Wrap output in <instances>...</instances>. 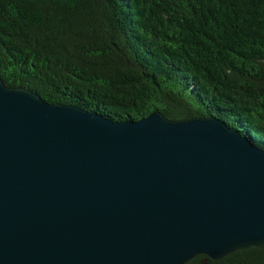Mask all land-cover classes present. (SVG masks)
<instances>
[{
  "label": "water",
  "instance_id": "obj_1",
  "mask_svg": "<svg viewBox=\"0 0 264 264\" xmlns=\"http://www.w3.org/2000/svg\"><path fill=\"white\" fill-rule=\"evenodd\" d=\"M264 247V150L213 117L113 121L0 78V264H184Z\"/></svg>",
  "mask_w": 264,
  "mask_h": 264
},
{
  "label": "trees",
  "instance_id": "obj_2",
  "mask_svg": "<svg viewBox=\"0 0 264 264\" xmlns=\"http://www.w3.org/2000/svg\"><path fill=\"white\" fill-rule=\"evenodd\" d=\"M0 78L113 121L217 118L264 150V0H0Z\"/></svg>",
  "mask_w": 264,
  "mask_h": 264
}]
</instances>
